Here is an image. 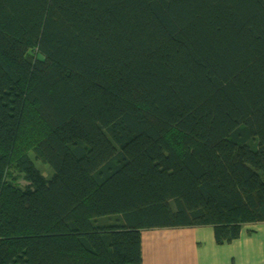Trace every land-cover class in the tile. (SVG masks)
<instances>
[{
	"label": "trees",
	"instance_id": "16d2710c",
	"mask_svg": "<svg viewBox=\"0 0 264 264\" xmlns=\"http://www.w3.org/2000/svg\"><path fill=\"white\" fill-rule=\"evenodd\" d=\"M258 222L264 0H0V264H143V230Z\"/></svg>",
	"mask_w": 264,
	"mask_h": 264
},
{
	"label": "crops",
	"instance_id": "0c3cea01",
	"mask_svg": "<svg viewBox=\"0 0 264 264\" xmlns=\"http://www.w3.org/2000/svg\"><path fill=\"white\" fill-rule=\"evenodd\" d=\"M142 254L143 264H264V222L245 224L221 245L211 226L146 229Z\"/></svg>",
	"mask_w": 264,
	"mask_h": 264
},
{
	"label": "rangeland",
	"instance_id": "374dc122",
	"mask_svg": "<svg viewBox=\"0 0 264 264\" xmlns=\"http://www.w3.org/2000/svg\"><path fill=\"white\" fill-rule=\"evenodd\" d=\"M37 165L42 169L43 173L48 174L49 173V168L47 165L43 164L40 161H36Z\"/></svg>",
	"mask_w": 264,
	"mask_h": 264
}]
</instances>
